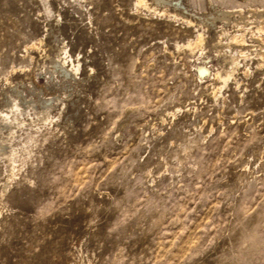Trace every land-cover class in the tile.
I'll use <instances>...</instances> for the list:
<instances>
[{
    "label": "rangeland",
    "instance_id": "1",
    "mask_svg": "<svg viewBox=\"0 0 264 264\" xmlns=\"http://www.w3.org/2000/svg\"><path fill=\"white\" fill-rule=\"evenodd\" d=\"M165 1L0 0V112L61 97L0 154V264H264V0Z\"/></svg>",
    "mask_w": 264,
    "mask_h": 264
},
{
    "label": "bare ground",
    "instance_id": "2",
    "mask_svg": "<svg viewBox=\"0 0 264 264\" xmlns=\"http://www.w3.org/2000/svg\"><path fill=\"white\" fill-rule=\"evenodd\" d=\"M137 3L138 5H143V7L144 6L148 7L147 0H137ZM155 3L162 5V9L164 12L168 11L167 10L169 4L168 1L155 0ZM233 12L234 11L220 9L216 16L211 15V20H212L211 22L218 29L217 40H216L217 44H223V46L225 45L224 48L225 47L229 48L231 46H236V48L240 47L239 52H242L243 50L241 46L246 43V39H247L246 38L247 36L245 35L244 31L231 33L226 28L227 24L231 20L229 15L232 14ZM182 18L189 26L194 25V21L190 19L188 16H182ZM241 18L243 19L245 17L242 15ZM199 21H200L199 23H202L201 21H203V19L200 18ZM217 21H219L221 24L217 25L216 24ZM235 21L237 23H240L242 20H235ZM256 30L258 32L257 35L259 34L256 38H260L261 33H264V18L260 17V21L257 25ZM203 36L204 34L201 31H199L194 40V44L200 47V50L204 48ZM251 36L253 37L254 35ZM187 45L188 47L189 46L191 47L190 42ZM60 51H62L61 48ZM64 53H65L64 51L63 53L61 52L58 58L56 60L54 59L55 61H53V63L55 68H58L59 70H61V72H64L66 76H70L75 74L78 68H76L75 59H73L71 55L62 56ZM210 58L211 57H209L207 54L200 56L201 62L199 65V71L201 75H207V69H208L207 66L210 65V60H209ZM226 58L228 61V67L218 70L217 72L212 74V76L221 83V86L215 87V89L213 90L215 96H218L220 94L221 87L226 83H228V80L233 77L234 72L237 70L238 60L236 56L235 57L228 56ZM260 58H261V63L264 64L263 62L264 53L260 55ZM60 98H61L60 96H49V97H46V95L42 96L39 94L38 90L36 91V98H29V97H20L18 99L8 98L6 104L7 109L5 111L0 112V120H1L0 123L2 124L0 127L1 128L3 127L5 129L4 133H7L6 136L4 137V140L2 141L0 140V154L7 157L11 162V159L15 154L13 151L14 149L12 150L13 147L11 144V140L16 134L15 130L21 126L35 127L40 122L49 121V119H51L53 116L52 109L58 104L57 101L60 100ZM60 105H65V102H61ZM58 109L60 110V107ZM7 149H9V151H7Z\"/></svg>",
    "mask_w": 264,
    "mask_h": 264
}]
</instances>
